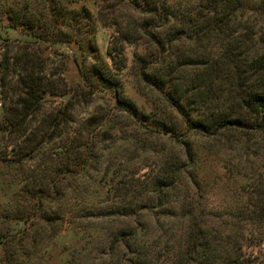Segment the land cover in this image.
I'll return each mask as SVG.
<instances>
[{"label": "rangeland", "instance_id": "1", "mask_svg": "<svg viewBox=\"0 0 264 264\" xmlns=\"http://www.w3.org/2000/svg\"><path fill=\"white\" fill-rule=\"evenodd\" d=\"M178 1L168 0L175 5ZM190 1L194 0H181ZM57 4L62 14L56 13ZM11 7L36 20L40 38L33 39L24 25L9 18ZM145 16L130 0H0V125L9 102L13 105L24 95L19 79L23 70L18 72L14 60L29 52L37 54L34 60L40 62L36 76L54 90L68 92L66 97L50 95L42 100L29 134L51 128L55 120L50 121L60 110L69 120L66 127L62 125L61 137L42 144L38 154L27 159L18 158L22 138L6 134L0 138V216L18 210L32 216L25 222L0 219V234L12 236L0 242V264H131L133 257L112 240L114 232L125 226L144 231L141 243L153 244L157 250L173 245L168 256H159L153 264H197L184 259L179 263L173 255L175 248L185 249L184 240L194 223L210 230L221 243L214 264H264V141L240 140L246 146L240 148L196 136L193 157L187 161L181 144L147 121L148 125L137 123L120 111L111 90L100 88L90 94L80 69L91 71L106 62L139 109L157 107L159 95L148 93L137 76L138 55L154 49L137 30ZM165 20L168 24L157 32L174 22ZM232 29L233 47L250 56L264 54V0H246ZM212 45L213 40L182 38L172 41L169 51L173 56L197 57L216 52ZM165 111L170 119H181L169 106ZM75 136L74 144L69 139ZM90 138L94 143L90 161L80 164L76 157ZM66 142L68 151L63 148ZM260 142L261 150L255 149ZM169 161L181 167L180 180L173 199L161 204L151 184ZM44 171L59 177L62 198L45 190L48 197L41 201L36 191L24 190L27 176ZM133 194L138 198L131 199L133 216L128 218H82L79 223L40 219L45 214L55 217L62 209L108 207Z\"/></svg>", "mask_w": 264, "mask_h": 264}, {"label": "trees", "instance_id": "2", "mask_svg": "<svg viewBox=\"0 0 264 264\" xmlns=\"http://www.w3.org/2000/svg\"><path fill=\"white\" fill-rule=\"evenodd\" d=\"M130 1L146 15L137 25V30L154 49L148 50L145 56L138 55L137 76L148 89V93L159 95L157 107L149 111L139 109L138 105L125 95L116 76L114 77V70L106 62L101 66L92 67L91 71L80 69L83 79L90 86V94L100 88L105 91L111 90L114 105L120 111L126 112L137 123L141 121L143 124L147 121L159 132L169 136L174 143L181 144L187 161L193 157L196 136L240 148L246 147L239 143L240 140L259 138L264 141V54L250 56L242 49L241 52L232 46L235 43L232 41L233 23L235 17L245 7L246 0H194L186 4L180 0L176 5L169 3L168 0ZM56 7V13L62 14L63 8L58 4ZM24 8L27 12L28 5L26 4ZM9 18L19 25H24L30 31L28 35L33 39L40 38L39 32H35L34 18L24 12L20 14L12 7ZM166 18L174 20L172 26L162 33L157 32V29L168 24ZM150 28H154L156 32H151ZM182 38L213 40L212 46H216L217 51L213 53L209 51L197 57L190 54L173 56L169 51L170 43ZM109 54L113 58L110 51ZM36 55L32 52L24 57L16 55L15 66L20 67L18 72L23 70L19 79L24 87V95L17 97L13 105L9 102L7 116L0 125V138H3L4 134L16 140L22 138V143L18 147L19 159L34 157L42 144L61 137L62 125L66 127L69 122L68 117H65L66 112L60 110L50 121L51 124L55 120L51 128L49 126L45 130H34L30 134L28 132L32 117L40 112L43 99L50 95L62 97L68 95V92L54 90L52 85L43 83L42 79L36 76L40 68L39 60H34ZM75 62L79 66L82 65L78 58H75ZM190 80L192 83L188 84ZM166 106L176 111L181 119H170L165 111ZM69 140L75 144L77 137ZM86 141L90 148L87 146L84 151H79L76 162L80 161V164L90 161L94 148L92 138ZM74 144H72L74 148L77 147ZM258 144L259 147L255 149L261 150V142ZM63 148L66 151L70 150V143ZM180 171L181 167L173 161L160 167L159 174L151 184V191L161 204L173 199L179 184ZM24 180L27 182L24 184V190L27 193L36 191L41 201L48 197L44 194L45 190L62 198L57 176L47 175L44 171L37 176H27ZM132 198L136 200L138 196L134 194L128 198L123 196L118 204L96 210L82 207L69 211L62 209L55 217L45 214L41 215L40 219L48 222L50 219L56 220L57 217L61 221L69 219L70 222L79 223L82 218L108 219L117 216L128 218L133 216L131 210L135 202L131 201ZM31 217L18 210L13 215L1 212L0 219L3 222L10 220L25 222ZM142 237H146L144 231L125 226L114 232L112 240L118 242L127 254L133 257L131 264H153L159 256H168L171 253L169 248L173 249V245H170L168 248L161 247L157 250L153 244L141 243ZM11 238L7 232L0 234L1 243ZM216 238L218 237L210 230L194 223L184 240L185 249L180 251L175 248L173 255L177 257L179 263L184 259L188 262L196 261L197 264H211L212 261L214 264L218 259L221 245Z\"/></svg>", "mask_w": 264, "mask_h": 264}]
</instances>
